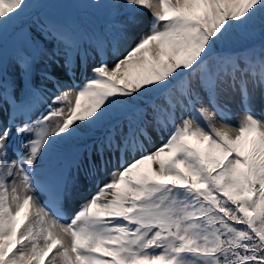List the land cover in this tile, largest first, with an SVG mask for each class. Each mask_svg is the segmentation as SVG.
Returning <instances> with one entry per match:
<instances>
[{
	"label": "snow or ice",
	"instance_id": "snow-or-ice-1",
	"mask_svg": "<svg viewBox=\"0 0 264 264\" xmlns=\"http://www.w3.org/2000/svg\"><path fill=\"white\" fill-rule=\"evenodd\" d=\"M110 6L113 39L99 34L89 43L42 25L26 33L11 79L0 57V264H41L50 252L47 264H264V117L252 110L255 91L264 93V43L258 53L247 49L206 63L234 27L264 14V0H111ZM27 7V0H0V32ZM145 9L148 31L123 56L113 64L100 60L89 69L91 79L64 89L62 81L85 67L89 48L106 51L131 40ZM36 52L46 61L39 69ZM197 71L200 79H184ZM49 83L56 91L46 113L19 120L8 112L10 101L13 112L31 113ZM236 91L245 111L235 127L217 126L215 114L227 111L220 98ZM118 103L131 104L132 116L76 159L77 174L53 192L56 208L41 205L30 169L54 140L97 124ZM169 123L160 147L121 163L69 222H61L58 206L81 173L90 180L113 157L144 151L151 131ZM17 139L26 151L13 146ZM147 161L158 167L143 170ZM14 172L19 180L9 186Z\"/></svg>",
	"mask_w": 264,
	"mask_h": 264
},
{
	"label": "rangeland",
	"instance_id": "rangeland-1",
	"mask_svg": "<svg viewBox=\"0 0 264 264\" xmlns=\"http://www.w3.org/2000/svg\"><path fill=\"white\" fill-rule=\"evenodd\" d=\"M109 1V0H27L28 7L24 11V13L14 22L9 23L2 32H0V57L3 58V60L6 62L8 61V66H9V72H10V77L11 79V73L13 71V61L14 58L18 52V48H23V47H15L17 46L15 41H12L10 33L14 30V26H23L24 24L29 25L30 28H37L38 26L35 24L34 20H42L43 18H48L52 21H56L57 23H62L65 20V18H69L70 22L73 23V29L72 32L74 35L82 37L84 40L88 41L91 43V40L99 34H104L108 39H113L116 29L113 27L114 24V18L116 16V11L113 9V11H108L106 7H103L104 4ZM82 4V5H81ZM111 4V0L110 3ZM78 5H81V9H78ZM88 5L91 9V12L88 10H84L83 6ZM101 14L102 18H97L94 14ZM113 14V15H112ZM171 15V13H169ZM113 17V21H112ZM151 17V14L148 10H143L140 13V19L143 21L140 26L134 31V37L131 41L130 47L136 39L142 34L148 31V26H149V19ZM262 14H258L257 17L251 21L249 24L242 26L241 28L239 27H234L229 34L227 35V40L228 44H231L232 47H228L227 51L235 50L233 52V55H246L244 50L247 49H255V51L258 53L260 46L262 43H264V22L262 23ZM110 23V25H108ZM262 25V29H257L259 25ZM24 32V31H23ZM21 34L18 33L16 34L15 37L16 39L19 38ZM10 39V40H7ZM18 40L25 41L24 36ZM225 40V39H224ZM222 40V41H224ZM22 46L25 47L24 44H21ZM213 49H216L215 46ZM89 50H92L89 48ZM126 52L121 53L116 60L120 57L123 56ZM222 52H215L212 57H207L206 63L208 64H215L219 62V58L221 57ZM37 56L41 57V62H42V56L40 52L35 53ZM229 57L227 56H222L220 59ZM110 61L108 63L110 64ZM46 61H43V66ZM99 61H95L92 66H94L96 63ZM39 74V73H38ZM202 73L200 71H197L195 73L191 74V80L195 82L196 80L201 78ZM90 79L92 78L91 75L89 76ZM185 79V78H184ZM176 82H174L175 84ZM174 94L177 96L179 95L178 91V86L174 87L172 89ZM153 98H156V94H152ZM220 102L222 105L224 104L227 108V111L223 114L221 113H216L215 118H214V123L215 119L219 117V120L222 121L223 123H228L231 124L233 127L236 125V121L239 118V116L244 112L243 110V100L241 97V94L239 91L236 92H230L227 95H224L220 98ZM264 102V93L260 89H257L255 91V100L253 102L252 108L254 110L258 109L260 110V105ZM52 103V102H51ZM58 106V105H54ZM205 107H209L211 109V105L208 104L207 99L205 100ZM38 113H35L34 119L38 118L39 115ZM133 114L132 112V105L131 104H115L111 106V108L108 110V115H111L114 117V121L111 123L109 122L106 126H103L100 122L97 124H94L90 127H85L84 129V137L81 138V136L76 139L77 141L74 143L76 144L79 139L80 141L83 140H88L90 138L96 137L97 133L102 132V130L105 129L103 134H100L98 138L103 136L107 130L109 129V125L111 124H116L120 121H124L126 118L131 117ZM188 114V110L185 111L184 115ZM222 115H225L228 117L227 120L222 119ZM179 116L180 112H177V122H179ZM262 116V115H261ZM263 117V116H262ZM171 124L169 123L168 126L160 132V129H156L159 132V137H163V133H166L169 131ZM86 128H89V131H85ZM56 141V140H55ZM95 142V141H94ZM193 143H197L195 141V138H192ZM54 146L51 148L52 150H49L44 154V156L41 159L47 158L50 155L53 154L54 150L57 149H65L63 150L65 153L69 151L72 148V145H65L64 143L62 144L61 142L53 143ZM160 141L157 142L156 146L151 147L150 152L155 151L156 148L160 147ZM202 148H206L207 146V141L203 142L200 145ZM15 158H10L9 157V162ZM40 159V160H41ZM37 162V167H45L46 164L42 163V161ZM132 162V161H131ZM130 163V162H128ZM153 167H158V165H153L151 161L145 162V164L142 166L143 170H149ZM181 168L183 165L180 166ZM13 179H16L17 181L19 180V177L15 175V172L13 173L12 176L7 177V182L9 186H11V181ZM169 179L171 177L169 176ZM22 218V217H21ZM21 220V219H20ZM20 224V222H19ZM11 247V246H10ZM54 252V250H53ZM53 253L51 252V255ZM49 257V256H48ZM47 257V258H48ZM45 262V261H44ZM43 260L41 261V264L44 263Z\"/></svg>",
	"mask_w": 264,
	"mask_h": 264
},
{
	"label": "bare ground",
	"instance_id": "bare-ground-1",
	"mask_svg": "<svg viewBox=\"0 0 264 264\" xmlns=\"http://www.w3.org/2000/svg\"><path fill=\"white\" fill-rule=\"evenodd\" d=\"M126 43H127V41H120L116 48H118L120 51H122V50H124ZM108 50H110V48ZM100 52H94V51H92L90 53V56H95V55L98 56L100 54ZM116 58H117V56L113 57L111 59V61H110V64H113L116 61ZM87 62H89V59L87 60ZM50 88H52V86H49L48 87V89H50ZM9 106H11L10 103H8L7 107H9ZM262 109L264 110V104L262 106ZM8 112L10 113V110ZM215 122H216V125L217 126H220L221 124H223V122L220 121L219 118L215 119ZM132 151H134V150H132ZM113 159H114V157H113ZM40 174L42 175L43 178H45L47 180V182H48L49 185H51V186H53L55 188H57L58 185H61L60 184V180H61V177L63 175V172L60 175V171L59 170H57V169H50L49 171H45V172L43 170H40ZM80 175L82 177V174H80ZM83 181L84 180L81 179L78 183H82ZM48 256L49 257L51 256V252L48 254ZM44 264H47V260H46V262ZM57 264H58V262H57Z\"/></svg>",
	"mask_w": 264,
	"mask_h": 264
},
{
	"label": "trees",
	"instance_id": "trees-1",
	"mask_svg": "<svg viewBox=\"0 0 264 264\" xmlns=\"http://www.w3.org/2000/svg\"><path fill=\"white\" fill-rule=\"evenodd\" d=\"M261 20H262V23H263V22H264V17H262ZM257 29H259V30L262 29V25L260 24L259 27H258Z\"/></svg>",
	"mask_w": 264,
	"mask_h": 264
}]
</instances>
